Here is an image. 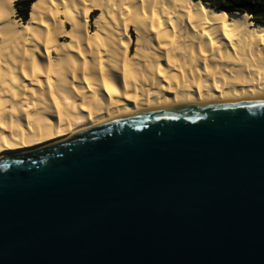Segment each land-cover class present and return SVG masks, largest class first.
<instances>
[{
	"label": "water",
	"instance_id": "water-1",
	"mask_svg": "<svg viewBox=\"0 0 264 264\" xmlns=\"http://www.w3.org/2000/svg\"><path fill=\"white\" fill-rule=\"evenodd\" d=\"M0 264H264V97L0 159Z\"/></svg>",
	"mask_w": 264,
	"mask_h": 264
},
{
	"label": "bare ground",
	"instance_id": "bare-ground-1",
	"mask_svg": "<svg viewBox=\"0 0 264 264\" xmlns=\"http://www.w3.org/2000/svg\"><path fill=\"white\" fill-rule=\"evenodd\" d=\"M15 1L0 0V159L133 113L264 97V24L247 14L195 0H33L20 23Z\"/></svg>",
	"mask_w": 264,
	"mask_h": 264
},
{
	"label": "trees",
	"instance_id": "trees-1",
	"mask_svg": "<svg viewBox=\"0 0 264 264\" xmlns=\"http://www.w3.org/2000/svg\"><path fill=\"white\" fill-rule=\"evenodd\" d=\"M227 13L247 14L254 24H264V0H195ZM33 0H17L14 2L15 17L22 23L28 19Z\"/></svg>",
	"mask_w": 264,
	"mask_h": 264
},
{
	"label": "rangeland",
	"instance_id": "rangeland-1",
	"mask_svg": "<svg viewBox=\"0 0 264 264\" xmlns=\"http://www.w3.org/2000/svg\"><path fill=\"white\" fill-rule=\"evenodd\" d=\"M94 14H95V13H94ZM94 14H92V15H94ZM15 18H16V17H15ZM18 22L22 23V22L19 21V20H18ZM66 26H67V25H66ZM88 29H89V30H92V29H93L91 23H89V25H88ZM130 36H131L132 39H134V34H133L132 31L130 32ZM52 56H55V54L53 53ZM65 139H66V138H65Z\"/></svg>",
	"mask_w": 264,
	"mask_h": 264
},
{
	"label": "snow or ice",
	"instance_id": "snow-or-ice-1",
	"mask_svg": "<svg viewBox=\"0 0 264 264\" xmlns=\"http://www.w3.org/2000/svg\"><path fill=\"white\" fill-rule=\"evenodd\" d=\"M4 167H7V165H5Z\"/></svg>",
	"mask_w": 264,
	"mask_h": 264
}]
</instances>
